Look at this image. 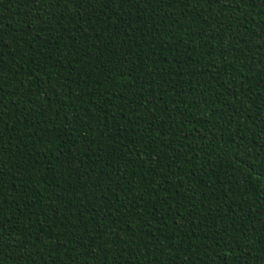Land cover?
Returning <instances> with one entry per match:
<instances>
[{
	"label": "trees",
	"instance_id": "obj_1",
	"mask_svg": "<svg viewBox=\"0 0 264 264\" xmlns=\"http://www.w3.org/2000/svg\"><path fill=\"white\" fill-rule=\"evenodd\" d=\"M0 264H264V0H0Z\"/></svg>",
	"mask_w": 264,
	"mask_h": 264
}]
</instances>
